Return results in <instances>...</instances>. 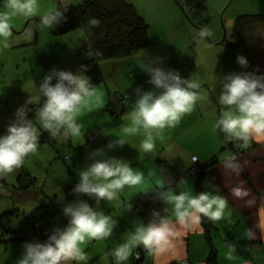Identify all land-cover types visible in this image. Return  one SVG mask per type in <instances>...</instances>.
I'll return each mask as SVG.
<instances>
[{
    "label": "crops",
    "instance_id": "1",
    "mask_svg": "<svg viewBox=\"0 0 264 264\" xmlns=\"http://www.w3.org/2000/svg\"><path fill=\"white\" fill-rule=\"evenodd\" d=\"M173 1L177 2L181 8L184 2L188 6L186 0H182L183 2L181 0ZM209 1V8L212 4L213 7H216L214 11L209 9L211 10L209 17L214 18L211 23L214 25L216 23L218 26L216 30L212 31L215 39L210 43L207 40L202 44H209V46L218 49L221 62L214 63L217 68L212 63L205 62L198 80L193 78L192 74L194 65L203 63V60H200L201 57L197 55L199 48H196L197 51H192L189 47H175L176 45L174 46L169 41L159 43L155 37L158 44L156 41L150 40L148 31V45L134 55L99 62L97 73L93 77L90 73L84 72L90 77L94 87L102 86L98 91L102 104L99 107L96 106L91 113V116H98L91 125V132L94 131L98 134L96 140L90 143L91 152L98 148H105L107 157L122 159L129 163L134 171L144 174L142 185L133 188L125 187L115 201H101L97 210L102 211L118 223L110 237L90 241L84 247L89 257L87 264H117L112 255L113 250L125 243L141 224H146L154 209L161 211V215L171 216L170 206H167L169 207L167 213L163 212L162 209L166 206L155 198L153 192L158 190V182L169 183L171 187L175 188L182 178L188 181L194 194L200 191L215 192V188L212 186H216L219 189V194L228 201L224 218L217 222L206 218V225L201 218L200 224L191 229L178 226V236L166 252L154 256L150 255L142 246L134 247L132 254L140 248L144 250L140 261H132L131 254L124 264H207L206 260L212 250L216 253L217 264H264V141L252 140L247 145L242 142H229L218 130L213 131V125L219 119L221 112L218 94L223 77L233 72H251V68L258 75L264 74V24L254 25L247 29L245 49L232 47L231 45L237 42L234 21L230 18L229 28L231 24L232 29L225 40L226 37H222L223 29L217 23L224 19L223 11L221 12L223 4L214 3L213 0ZM203 7L205 4H197L193 8V13L196 14L197 20L203 21L206 25L210 20L206 21L201 17L204 11L201 10ZM244 9H247L244 11H249L250 7ZM254 13L264 14V8L257 6ZM185 21L189 26H193L192 23L191 25L188 23V17L185 18ZM188 25L184 26L183 24L181 40L190 34ZM76 34L73 33V36L68 37V40L75 41ZM204 45L202 47H205ZM78 48L79 46H77ZM190 50L196 59L200 58L198 61L191 62L193 56L191 55L190 58L187 54V51ZM90 54L81 55L78 53L81 60L66 71L73 74L83 71L81 66L90 59ZM210 54L213 58V51ZM238 55L247 58V68H242L237 63ZM158 59L162 61L159 64L160 67L178 70L183 78L198 81L201 85L199 93L204 98L197 102L190 114L181 118L176 127L166 128L162 132L163 140L159 137L155 138V149L152 153H145L140 149L141 141L145 139L144 134L126 135L123 133V126L130 122L129 113L137 96L135 90L137 88L144 91L153 90V86L147 82L150 77L143 70L146 60L154 62ZM215 70H218L220 74L216 76ZM99 82H104V85L98 84ZM113 97L114 99H112ZM112 100H114L113 105ZM104 101H106L105 105H103ZM83 117H85L84 111ZM77 123L79 124L78 119ZM38 129H40V133L43 131L40 127ZM80 133H82L81 137H71L68 143V147H71V144L76 148L82 147L78 153L79 157L84 150H88V146L85 148L83 144L84 141H87L86 136L87 133L89 134V130ZM116 138H123L126 144L122 148L116 147L108 150L106 145ZM75 140H78L76 144L73 143ZM194 157L203 172H200L196 178L185 177L184 174L191 167ZM229 158H234L243 167L239 176L230 173L224 167ZM74 160H79L74 162L79 169L81 167L80 158ZM74 163L72 166L76 168ZM240 182H243L244 187L250 190V195L244 199L234 198L230 193V189ZM78 198L86 200L91 206L96 207L95 201L89 197L81 195ZM75 199L77 197L71 193V197L65 203ZM246 201L254 202L249 204ZM63 218L67 225L68 218L65 216ZM31 241L33 240L25 242ZM25 242H0V264H17L23 253ZM229 246L234 247L235 250L230 252Z\"/></svg>",
    "mask_w": 264,
    "mask_h": 264
},
{
    "label": "clouds",
    "instance_id": "2",
    "mask_svg": "<svg viewBox=\"0 0 264 264\" xmlns=\"http://www.w3.org/2000/svg\"><path fill=\"white\" fill-rule=\"evenodd\" d=\"M63 11L59 7L40 14L39 0H3V11H0V45L8 48L13 35V19L16 17L32 18L39 15V23L44 28L54 29L66 21L70 4L62 0ZM90 27H99L100 21L89 20ZM212 31L202 28L197 42L211 37ZM242 68L248 67V60L243 55L236 57ZM161 60H146L143 70L150 79L147 81L153 90L144 91L137 88L134 106L129 113L130 122L123 126L126 135L143 133L140 149L152 153L155 149V138L163 140L162 132L174 128L184 115L190 114L198 101L203 99L199 93L198 81L183 78L178 70L164 69L159 66ZM83 71L73 74L70 71L52 69L45 74L37 87L38 95H29L24 104L17 108L14 119L7 126L6 134L0 136V176H7L19 169L27 156L36 153L39 145L40 129L27 116L29 105H40L36 109V121L41 128L53 138L63 134V138L80 135L81 127L77 123L82 108L95 98L96 106L102 104L90 77ZM55 83L53 84V80ZM42 101V104H41ZM221 106L219 119L213 125V131H219L229 142L264 141V74L255 71L233 72L223 77L218 94ZM155 134V135H154ZM123 138L111 140L106 148L112 150L123 147ZM106 157V158H105ZM90 163L80 170L79 182L73 187L72 194L77 197L64 203L62 212L68 218L65 227L52 229L43 242L33 240L23 244V253L17 264H87L89 257L84 247L93 240L110 237L117 226V221L98 211L101 201L117 200L118 194L125 187L133 188L144 182V174L134 171L129 163L116 157H107L105 148H98L89 153ZM224 167L230 173L239 176L243 167L229 158ZM155 198L169 207L171 216L161 215L153 210L146 224H141L128 240L112 252L117 264H124L132 254L134 247L142 246L150 255L166 252L178 236V226L191 229L198 226L201 218L217 222L224 218L228 206L227 199L219 194L216 186L213 191L193 192L186 179H181L175 186L158 182ZM178 189V191H177ZM230 193L234 198L244 199L250 190L243 182L232 187ZM84 195L95 201L96 207L78 197ZM61 202L63 196L60 198ZM254 201H246L253 203ZM174 217V219H173ZM229 246V251H234ZM229 258H231L229 256Z\"/></svg>",
    "mask_w": 264,
    "mask_h": 264
},
{
    "label": "rangeland",
    "instance_id": "3",
    "mask_svg": "<svg viewBox=\"0 0 264 264\" xmlns=\"http://www.w3.org/2000/svg\"><path fill=\"white\" fill-rule=\"evenodd\" d=\"M84 1L86 0H68L69 4L72 5H78ZM126 1L133 4L137 13L145 20L152 42H157V39L159 43L169 41L172 42L174 46L176 45L175 47H189L192 51H197L196 48H199L197 55L201 57V59H199L203 60V63L202 65H194L193 78L199 79V74L201 70H203L205 62L212 63V65L221 62V60H219L220 53L218 49L209 46V44H206L207 46L202 44L207 40L209 43L212 42V40L215 39L213 37L214 35L204 38V40L199 43L197 42L198 33L202 28L206 27L214 31L218 26L216 23L215 25L211 23V20L214 18L211 16L209 17V13H211L209 9L214 11L216 7H213L212 4L209 8V0H186L188 6L185 2L182 3L181 6L183 10L180 5L173 0ZM181 2L183 1L181 0ZM213 2L223 4V10H221V12L223 11L224 19L217 23L220 24L223 29L224 33H222V37H226L225 40H227L228 34L232 29L231 24L229 28L230 18L234 21V19L240 15H256L258 13L255 14L254 12L257 6L264 8V0H213ZM200 3L201 5L205 4V7L201 9L205 11H203L201 17L206 21L210 20L209 24L206 23L205 25L203 21L197 20L196 14L193 13L194 6L196 7V5ZM48 4L50 5L47 8ZM39 6L40 14L42 15L53 7H60L63 6V4L62 0H39ZM245 7H250L249 11H244L247 10L244 9ZM3 10V0H0V11ZM187 17L188 23L190 25L192 23L193 26H189L186 23L185 18ZM12 23L13 35L9 40L10 46L8 48H3V46L0 45V136L6 134L7 126L14 119V113L17 108L24 104L28 96L38 95L37 87L45 74L49 73L54 68L66 71V69L73 67L74 64H77L76 62L81 60V56L78 55V53L85 55L88 53V49H90L86 40L83 39L81 30L78 29L73 32L77 34L75 35V41L71 42L68 40V37L73 36V34L57 37L53 36L49 28H44L40 25L39 15L32 18H25L22 16L16 17L13 19ZM183 24L184 26L188 25V27H190V34L181 40L183 37ZM76 45L83 46V48L78 50ZM202 45L205 47H202ZM191 50L187 51V54L190 58L191 55L193 56V61L191 62L194 63L195 60L198 61L199 59H196L195 56L191 54ZM211 51H213V58L212 54H210ZM215 68H217L216 65ZM215 71L216 76L220 74L218 70ZM100 83L102 82L98 84ZM102 85H104V82ZM100 87L102 86L97 85L94 87L97 93L100 91ZM104 88L106 87L104 86ZM112 99H114V97ZM105 102L106 101L103 102V105L106 104ZM113 102L114 100H112V105L114 104ZM39 106L40 105L37 104L29 105L28 107L30 110L27 113L28 118L33 120L37 128H41L40 124L35 119L36 109ZM88 106L82 108L81 114L77 119L79 120L81 132H87L89 130L90 133L92 123L98 118V116L95 115L91 116L92 111L95 110L96 107L94 97L89 102ZM83 111L85 117H83ZM80 135H82V133H80ZM80 135L76 137H81ZM96 135L97 134H90L89 138L86 137L87 141H84L83 147L86 148L88 146V150H84L80 154L81 167H79V169H77L78 165L74 168L71 164L72 157L69 154L73 149L67 146L71 136L64 139L61 132L60 135L54 138L55 143H53V145L43 144L38 147L36 153L30 154L25 158L23 165L19 169L7 176H0V216L7 212H14L12 225L30 230V224L23 225L26 215L34 212L40 203L46 202L50 204L51 200H56L54 198L55 195L61 193L63 196L65 193H71L72 189L69 190L71 188L70 186L74 187L79 182L78 174L80 170L86 168L87 164L90 163L88 159V155L91 153L90 142ZM77 141L78 140H75L73 143L76 144ZM81 148L82 147H75L73 151L79 153ZM66 156H70V160H68ZM196 163L197 162L192 161L191 167H189L187 171L198 166ZM198 168L202 173L203 170L199 166ZM22 173H27L32 179L31 182L28 180L25 181L24 179L17 181V177ZM24 186H27V188L19 189ZM44 195H46V197ZM59 216H64L62 210ZM57 218L54 216L47 219L56 222ZM47 219L38 221L41 227L46 224ZM51 231L52 230L49 229V232ZM137 256L141 257L140 253H138Z\"/></svg>",
    "mask_w": 264,
    "mask_h": 264
},
{
    "label": "trees",
    "instance_id": "4",
    "mask_svg": "<svg viewBox=\"0 0 264 264\" xmlns=\"http://www.w3.org/2000/svg\"><path fill=\"white\" fill-rule=\"evenodd\" d=\"M59 8L63 11V6ZM65 15L67 17L66 21H63L54 29H49L50 33L57 37L71 35L78 29L82 31L83 39L86 40L90 48L88 49V53H91L90 59L85 61L82 66H87L86 73H90L92 77L97 73L99 62L130 57L148 45V25L142 16L137 13L133 4L126 0H86L78 5L70 4ZM93 18L100 21L99 27L89 26L88 22ZM259 24H264V14L240 15L236 17L234 20V28L237 34V42L231 46L245 49L247 29ZM81 48H83V46H79L78 50H81ZM249 66L250 68L252 67L250 62ZM251 71H253V68H251ZM55 82L56 81L53 80V84ZM90 134L97 133L91 132L86 137L89 138ZM97 137L98 134L90 143L95 141ZM53 143H55L54 138L43 130L39 137L38 147L43 144L53 145ZM68 148L75 150V146L72 144L71 147ZM73 150L69 154L72 157V165L74 162L79 161L74 159L80 158L78 153ZM70 156H66L68 160H70ZM23 179L30 182L32 180L27 173H22L17 177V181ZM25 188H27V186L20 187L19 189ZM71 189L72 187L69 190ZM71 193H65L62 202L60 200L62 197L61 193L55 195L54 198L56 200H51L50 204L42 202L34 212L26 215L23 225L30 224V230L12 225L14 212L2 214L0 216V242L16 243L29 240L45 241L47 236L51 233L49 229L52 230L56 227L63 228L66 226L64 218L59 216V214L63 204L71 197ZM44 196L46 197V195ZM54 216L56 218L58 217L56 222L47 219ZM41 219H47L43 227H41L38 222ZM202 222L206 225V218L202 217ZM207 239L209 241V238ZM143 251L142 248L135 251L132 254V261L139 262L141 257H137V254L140 253L142 256ZM206 262L207 264H217L214 250L210 251Z\"/></svg>",
    "mask_w": 264,
    "mask_h": 264
},
{
    "label": "built area",
    "instance_id": "5",
    "mask_svg": "<svg viewBox=\"0 0 264 264\" xmlns=\"http://www.w3.org/2000/svg\"><path fill=\"white\" fill-rule=\"evenodd\" d=\"M192 161L193 162H197V159L194 157V158H192ZM196 164L200 167L198 162ZM198 166H196L195 168H191L189 171H187L185 173V177H194V178H196L198 176V174L200 173Z\"/></svg>",
    "mask_w": 264,
    "mask_h": 264
}]
</instances>
